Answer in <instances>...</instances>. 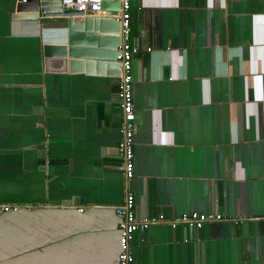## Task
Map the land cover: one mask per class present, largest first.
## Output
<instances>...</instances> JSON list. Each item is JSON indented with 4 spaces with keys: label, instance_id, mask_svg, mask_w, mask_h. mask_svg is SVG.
<instances>
[{
    "label": "crops",
    "instance_id": "0c3cea01",
    "mask_svg": "<svg viewBox=\"0 0 264 264\" xmlns=\"http://www.w3.org/2000/svg\"><path fill=\"white\" fill-rule=\"evenodd\" d=\"M18 2L0 0V264H118L127 192L164 216L130 264H264V0H130V179L119 76L45 71L69 19ZM192 211L222 218L168 223Z\"/></svg>",
    "mask_w": 264,
    "mask_h": 264
},
{
    "label": "water",
    "instance_id": "95a60500",
    "mask_svg": "<svg viewBox=\"0 0 264 264\" xmlns=\"http://www.w3.org/2000/svg\"><path fill=\"white\" fill-rule=\"evenodd\" d=\"M16 16L22 18L67 17L66 42L42 46L43 69L47 72L119 75L116 59L123 42L120 21L115 17L120 0H103L97 13L64 9L60 0H18Z\"/></svg>",
    "mask_w": 264,
    "mask_h": 264
},
{
    "label": "built area",
    "instance_id": "2783aa9c",
    "mask_svg": "<svg viewBox=\"0 0 264 264\" xmlns=\"http://www.w3.org/2000/svg\"><path fill=\"white\" fill-rule=\"evenodd\" d=\"M64 9H74L83 11L84 13H97L101 10V2L103 0H60ZM130 0H120V9L115 17L120 21V34L123 42L118 47L116 59L119 62V83L117 95L120 100L122 110V127L121 139L117 145V151L122 158V170L127 179L134 176V134L136 131L135 111L132 93V77H131V58L137 51L138 47L130 41ZM148 50L150 48H147ZM8 206L1 205V209L5 210ZM15 208V207H14ZM83 208H80L82 210ZM119 254L118 264H130L132 254L130 250V242L137 230H146L153 222H161L164 220L163 214H159L154 218L141 216L136 213L134 206V196L131 192H127L124 198V204L119 209ZM222 215L218 212H197L182 213L179 219L170 220L168 223L175 228L179 222L185 223L187 226L200 229L206 222L218 221Z\"/></svg>",
    "mask_w": 264,
    "mask_h": 264
}]
</instances>
